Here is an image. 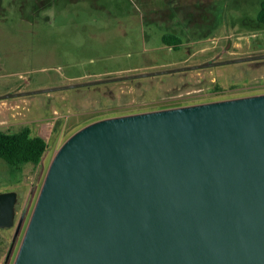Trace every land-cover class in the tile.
Returning <instances> with one entry per match:
<instances>
[{
	"label": "water",
	"instance_id": "obj_1",
	"mask_svg": "<svg viewBox=\"0 0 264 264\" xmlns=\"http://www.w3.org/2000/svg\"><path fill=\"white\" fill-rule=\"evenodd\" d=\"M30 200L17 220L18 192L0 193V229L16 227L13 242ZM13 264H264V94L109 117L73 133L49 165Z\"/></svg>",
	"mask_w": 264,
	"mask_h": 264
},
{
	"label": "rangeland",
	"instance_id": "obj_2",
	"mask_svg": "<svg viewBox=\"0 0 264 264\" xmlns=\"http://www.w3.org/2000/svg\"><path fill=\"white\" fill-rule=\"evenodd\" d=\"M260 2L175 0L172 13L163 0H52L37 12L39 0H0V96L264 54V26L255 21ZM189 16L208 37L185 26ZM163 26L181 44H165ZM257 93H264V59L0 100V130L28 126L48 142L41 164L17 175L0 159V193L18 192L17 216L31 196L9 261L14 229H0V264H13L54 155L82 127Z\"/></svg>",
	"mask_w": 264,
	"mask_h": 264
},
{
	"label": "trees",
	"instance_id": "obj_3",
	"mask_svg": "<svg viewBox=\"0 0 264 264\" xmlns=\"http://www.w3.org/2000/svg\"><path fill=\"white\" fill-rule=\"evenodd\" d=\"M40 1L41 0H39L37 12L45 9L52 2V0H47L45 2L44 0H42V2ZM189 19V24L185 25H188L187 27H190L191 25L193 26V18L189 16ZM255 21L261 26H264V0H261L260 2ZM180 23L181 22H179V24ZM215 25L216 24H212L213 29H216ZM193 28L197 29V34L201 33L200 35H203L200 36L201 38H206L210 34L207 31L203 32V26L191 27V29ZM162 39L167 45L177 46L178 44H181L179 37L173 30H169L168 33H165ZM47 149L48 142H46V140L40 135H34L32 129L28 126H25L18 132L14 133L0 130V159L11 168L12 174L14 175L21 173L23 168L27 165H40Z\"/></svg>",
	"mask_w": 264,
	"mask_h": 264
},
{
	"label": "flooded vegetation",
	"instance_id": "obj_4",
	"mask_svg": "<svg viewBox=\"0 0 264 264\" xmlns=\"http://www.w3.org/2000/svg\"><path fill=\"white\" fill-rule=\"evenodd\" d=\"M164 1V3H165V7H168V9H166V10H169L170 12H174V5H176L175 4V0H169V1H166L165 2V0H163ZM173 1H174V3H173ZM172 3H173V5H172ZM163 10H161V12H162ZM163 14H164V12H162ZM166 16H168V14H165ZM173 16H179L178 14L176 15V13L175 14H173V15H171V16H168V17H165L164 18V20H167L168 22L170 21L171 22V20H172V17ZM186 16V15H185ZM184 20V19H183ZM190 20V19H189ZM182 21V20H181ZM193 22H195L194 20H193ZM188 26V25H187ZM164 27V26H163ZM191 27V26H190ZM165 28V27H164ZM167 31H169V30H171V29H167V28H165ZM227 48H229V45L227 46ZM214 61H218V59H215ZM257 61V60H256ZM256 61H254V62H256ZM248 62H250V61H248ZM251 62H253V61H251ZM257 94H261V93H257ZM262 94H264V93H262ZM253 95H256V94H253ZM180 106H186V105H177V106H171V107H160V108H156V109H153V110H149V111H155V110H161V109H167V108H174V107H180ZM144 112H148V111H144ZM17 220H19V216H17ZM25 223H26V221L24 222V224H23V226H22V228H21V230H20V232H19V235L23 232V229H24V227H25ZM12 229H14V234H15V232H16V227H14V228H12ZM18 238H19V236H18ZM18 238L16 239V241L15 242H13V239H12V242H11V244H12V248H11V250H10V253H9V255H8V260L7 261H9L10 260V258H11V256H12V254H13V251H14V247L16 246V242H17V240H18Z\"/></svg>",
	"mask_w": 264,
	"mask_h": 264
}]
</instances>
